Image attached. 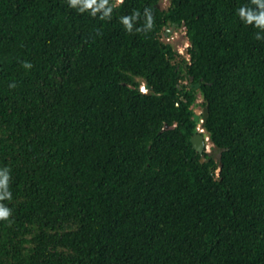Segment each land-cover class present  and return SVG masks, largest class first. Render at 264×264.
I'll list each match as a JSON object with an SVG mask.
<instances>
[{"label": "trees", "instance_id": "trees-1", "mask_svg": "<svg viewBox=\"0 0 264 264\" xmlns=\"http://www.w3.org/2000/svg\"><path fill=\"white\" fill-rule=\"evenodd\" d=\"M167 1L0 0V264H264V32L251 0Z\"/></svg>", "mask_w": 264, "mask_h": 264}, {"label": "clouds", "instance_id": "clouds-1", "mask_svg": "<svg viewBox=\"0 0 264 264\" xmlns=\"http://www.w3.org/2000/svg\"><path fill=\"white\" fill-rule=\"evenodd\" d=\"M67 5L75 9L78 13H87L92 17H97L99 15L101 20L111 18L113 8L115 7V4L110 3V0H67ZM237 12L244 24L252 25L254 28L258 29L259 32H264V0H251L250 4L241 6ZM139 15V13H134L132 16H123L121 17V23L128 31H132L134 23ZM144 18L145 28L150 29L152 27V17L150 11L147 9L144 11ZM259 32L257 33L258 39L260 38ZM24 67L30 68L31 65L25 63ZM10 87H14V85H10ZM10 198L9 170L7 168H2L0 169V201ZM10 214L11 210L0 203V221H7Z\"/></svg>", "mask_w": 264, "mask_h": 264}, {"label": "rangeland", "instance_id": "rangeland-1", "mask_svg": "<svg viewBox=\"0 0 264 264\" xmlns=\"http://www.w3.org/2000/svg\"><path fill=\"white\" fill-rule=\"evenodd\" d=\"M122 0H117V3H120ZM161 8L166 9L168 7V1L167 0H161L160 3ZM170 30V29H169ZM166 32L163 33L162 41L165 43H169L172 45L173 49L182 57L185 59H188V53L187 49L189 47L188 39L186 38L185 30L184 28H176L172 33L168 32L167 35H165ZM141 90L143 92L146 91L145 87H142ZM202 98L200 97L197 101V103H201ZM203 108L201 106H197L195 108V113L198 115L202 114ZM207 151L210 154H213L214 160L218 161V153L213 149L210 142H207ZM218 173V171H217Z\"/></svg>", "mask_w": 264, "mask_h": 264}, {"label": "water", "instance_id": "water-1", "mask_svg": "<svg viewBox=\"0 0 264 264\" xmlns=\"http://www.w3.org/2000/svg\"><path fill=\"white\" fill-rule=\"evenodd\" d=\"M158 8H161L160 5H158ZM177 28V25H173L171 27V29L169 30L168 28H166V33L165 35L168 34V32L172 33L175 29ZM199 86H197L198 88ZM145 89L148 90L149 87L148 86H145ZM208 112H209V107L206 106L203 108L202 110V114L201 115H198V114H195L194 115V121L196 123H199L200 124V129L201 130H204L205 129V125L207 123V119H208ZM209 141V139H207L203 134H196L192 137L191 139V143H192V146H193V149L199 153L200 155L203 154L204 150H205V147H207V142ZM214 149V147H212V150ZM203 162V160H202Z\"/></svg>", "mask_w": 264, "mask_h": 264}, {"label": "flooded vegetation", "instance_id": "flooded-vegetation-1", "mask_svg": "<svg viewBox=\"0 0 264 264\" xmlns=\"http://www.w3.org/2000/svg\"><path fill=\"white\" fill-rule=\"evenodd\" d=\"M200 126V125H199ZM200 132H199V130H198V134H199ZM200 134H203V133H200ZM204 153H208V151H207V147H205V150H204V152H203V154ZM203 154H202V156H203Z\"/></svg>", "mask_w": 264, "mask_h": 264}, {"label": "built area", "instance_id": "built-area-1", "mask_svg": "<svg viewBox=\"0 0 264 264\" xmlns=\"http://www.w3.org/2000/svg\"><path fill=\"white\" fill-rule=\"evenodd\" d=\"M198 130L200 133H204V130H201L200 127H198ZM207 139H209V138L207 137Z\"/></svg>", "mask_w": 264, "mask_h": 264}]
</instances>
